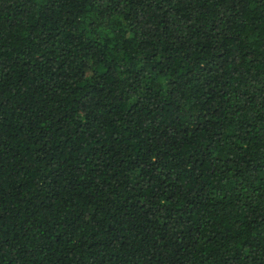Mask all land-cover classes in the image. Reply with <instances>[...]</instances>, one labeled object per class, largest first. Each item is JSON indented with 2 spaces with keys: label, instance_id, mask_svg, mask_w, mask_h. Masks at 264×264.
<instances>
[{
  "label": "trees",
  "instance_id": "trees-1",
  "mask_svg": "<svg viewBox=\"0 0 264 264\" xmlns=\"http://www.w3.org/2000/svg\"><path fill=\"white\" fill-rule=\"evenodd\" d=\"M0 264H264V0H0Z\"/></svg>",
  "mask_w": 264,
  "mask_h": 264
}]
</instances>
